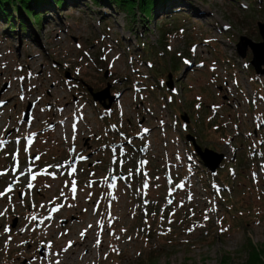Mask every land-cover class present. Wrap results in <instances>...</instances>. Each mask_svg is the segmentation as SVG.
<instances>
[{"label": "rangeland", "instance_id": "rangeland-1", "mask_svg": "<svg viewBox=\"0 0 264 264\" xmlns=\"http://www.w3.org/2000/svg\"><path fill=\"white\" fill-rule=\"evenodd\" d=\"M108 3L46 6L35 26L0 16V131L29 133L0 137V264H249L264 250V73L236 45L261 41L264 0H179L150 20ZM29 104L40 118L25 125ZM191 137L223 155L217 176ZM70 148L91 156L68 167Z\"/></svg>", "mask_w": 264, "mask_h": 264}, {"label": "trees", "instance_id": "trees-1", "mask_svg": "<svg viewBox=\"0 0 264 264\" xmlns=\"http://www.w3.org/2000/svg\"><path fill=\"white\" fill-rule=\"evenodd\" d=\"M66 0H0V16L4 18L6 21L9 22V24L12 23V12H18L21 18H25L24 16H28L31 20L33 25H38L40 21V16L43 14V11H48L46 6H51L53 8H57V6H61L63 3H65ZM96 3H99L101 5H105V3L113 2L117 7L120 9H126L131 11L133 9V6L137 3H139L140 10L142 12L143 17L150 20L154 16V10L155 8H162L163 5H168L169 8L176 4L179 0H94ZM101 1H106L101 2ZM108 1V2H107ZM262 1V0H260ZM43 4V6H42ZM109 4V3H108ZM255 4V0H250V5ZM45 5V9H44ZM20 7V8H19ZM261 7V6H260ZM12 11V12H11ZM23 12H26L24 15ZM176 11L175 10H169L166 14H164V17L168 19L169 17H176ZM21 18H16L19 21V24L23 25V20ZM146 25L149 23L145 22ZM168 25V22L162 23L161 26H159L158 31L160 32V39H166L167 35L170 33L172 29L166 28ZM24 27V25L22 26ZM254 69V68H253ZM224 190L225 188H221ZM224 195V194H223ZM263 194H259L258 197H262ZM225 198V197H224ZM226 201V200H225ZM264 204V201H263ZM236 211V206L232 207L230 209H227L229 213H232V210ZM259 211V209H257ZM241 212H245L244 210H240ZM256 213V210H255ZM257 214V213H256ZM241 217V215L238 216V218ZM252 251L250 254L251 258L249 259V264H264V250H261V254L256 253L254 249H257L251 245ZM147 258V257H146ZM226 260V259H224ZM143 264H155L152 259L147 258L146 261L143 262Z\"/></svg>", "mask_w": 264, "mask_h": 264}, {"label": "water", "instance_id": "water-1", "mask_svg": "<svg viewBox=\"0 0 264 264\" xmlns=\"http://www.w3.org/2000/svg\"><path fill=\"white\" fill-rule=\"evenodd\" d=\"M258 26V32L260 34L261 37V41L260 42H253L251 41L248 37L246 36H242L239 39V42L237 43V50L238 53L241 57L245 56V49L247 46L250 47L251 51H252V59L250 61V64L253 66V68L255 69L256 73L258 74V72L264 73V67L261 68L262 66H264V23L258 22L257 23ZM168 87H171V81L170 79L166 82ZM90 91V90H89ZM102 94V95H100ZM108 93L106 92V94L103 93H92V97L94 100L99 99V101L105 100L106 97H108L107 95ZM106 95V96H104ZM109 98V102H112L113 97H108ZM3 103H0V106ZM109 107V105H107ZM29 110L30 108L28 107L27 112H24V118H27V116L29 115ZM183 119H185L182 116ZM191 141L192 144L195 148V151L197 153V155L200 157L201 161L203 162V164L211 171H215V169L219 166V164L221 163V161L223 160V155L221 153L218 152H214L213 150L205 147L204 150H201L200 148L197 147V145L195 144L194 139L191 137Z\"/></svg>", "mask_w": 264, "mask_h": 264}, {"label": "snow or ice", "instance_id": "snow-or-ice-1", "mask_svg": "<svg viewBox=\"0 0 264 264\" xmlns=\"http://www.w3.org/2000/svg\"><path fill=\"white\" fill-rule=\"evenodd\" d=\"M0 103H2V102H0ZM37 159H39V157H37ZM73 171L75 172L76 170L73 169ZM32 180H36V176H32ZM32 187H33V185L31 183H28V188L31 189ZM7 191L11 192L12 189L9 188ZM72 191H73V193H75V191H76L75 183L72 184ZM3 195H4V193H0V197H2ZM9 199H10V197H9ZM5 212H6V209H5ZM4 214H5L4 212H0V216H3ZM31 219L34 221L36 219V217H32ZM3 231L5 233H8V232H10V229L8 227H5ZM117 238H119V237H117ZM10 239H11V237L9 236V240Z\"/></svg>", "mask_w": 264, "mask_h": 264}, {"label": "flooded vegetation", "instance_id": "flooded-vegetation-1", "mask_svg": "<svg viewBox=\"0 0 264 264\" xmlns=\"http://www.w3.org/2000/svg\"><path fill=\"white\" fill-rule=\"evenodd\" d=\"M109 97V96H108ZM108 102V101H107ZM107 102H102V105H104V104H107ZM81 155H76V158H79ZM82 156H87V157H89V156H91V154L90 153H86V154H83Z\"/></svg>", "mask_w": 264, "mask_h": 264}, {"label": "bare ground", "instance_id": "bare-ground-1", "mask_svg": "<svg viewBox=\"0 0 264 264\" xmlns=\"http://www.w3.org/2000/svg\"><path fill=\"white\" fill-rule=\"evenodd\" d=\"M72 122V121H71ZM61 123H62V121H61ZM66 125V124H65ZM67 127V126H66ZM60 128H62V127H60ZM67 129V128H66ZM25 174V173H24ZM66 257H64L63 259H62V262L64 263V259H65ZM85 258V257H84ZM75 260V259H74Z\"/></svg>", "mask_w": 264, "mask_h": 264}]
</instances>
